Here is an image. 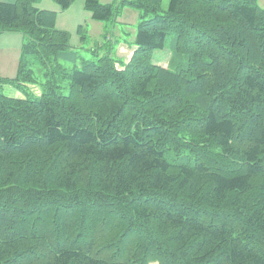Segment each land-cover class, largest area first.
<instances>
[{
    "label": "trees",
    "instance_id": "1",
    "mask_svg": "<svg viewBox=\"0 0 264 264\" xmlns=\"http://www.w3.org/2000/svg\"><path fill=\"white\" fill-rule=\"evenodd\" d=\"M35 1L0 0L23 36L0 78L21 92H0V264H264L258 0H121L142 12L127 61L80 58Z\"/></svg>",
    "mask_w": 264,
    "mask_h": 264
},
{
    "label": "rangeland",
    "instance_id": "2",
    "mask_svg": "<svg viewBox=\"0 0 264 264\" xmlns=\"http://www.w3.org/2000/svg\"><path fill=\"white\" fill-rule=\"evenodd\" d=\"M100 2L111 4L116 16L107 20L92 19L84 6L85 0H73L67 9H60L54 0H37L34 5L42 6V8L53 7L51 9L57 12L55 27L69 33L71 49L76 51L80 58L95 59L96 56L109 54L115 60L125 61L133 50L132 40L141 21L142 12L136 8L121 5V0H100ZM168 3L169 0H162L164 10L167 9ZM170 40L171 35L167 37V45L164 49L154 51L153 62L164 57L160 64L167 65L171 57L168 47ZM22 42L23 36L17 31L0 33V78L16 77ZM28 59L33 60V57L29 56ZM64 63L71 65L68 62ZM38 68V66L33 67L36 75ZM38 81L35 85L28 84L26 90L35 94L39 93L43 78H38ZM0 92L8 96H21V92L10 84H0ZM66 92L67 90H64V93Z\"/></svg>",
    "mask_w": 264,
    "mask_h": 264
},
{
    "label": "crops",
    "instance_id": "3",
    "mask_svg": "<svg viewBox=\"0 0 264 264\" xmlns=\"http://www.w3.org/2000/svg\"><path fill=\"white\" fill-rule=\"evenodd\" d=\"M258 4L262 7V8H264V0H258ZM48 6H49V4H48ZM38 7H40V8H42V6H38ZM51 8H53V7H49V8H42V9H51ZM51 10H54V9H51ZM131 53H132V51H131ZM131 55V54H130ZM130 58V56L127 58V60ZM127 60H125V61H127ZM164 60V57H160V58H158L157 59V62L156 63H161L162 61ZM168 62V61H167ZM152 264V263H151ZM153 264H157V263H153Z\"/></svg>",
    "mask_w": 264,
    "mask_h": 264
}]
</instances>
